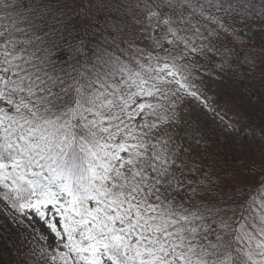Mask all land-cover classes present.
<instances>
[{"label":"snow or ice","instance_id":"snow-or-ice-1","mask_svg":"<svg viewBox=\"0 0 264 264\" xmlns=\"http://www.w3.org/2000/svg\"><path fill=\"white\" fill-rule=\"evenodd\" d=\"M254 29L264 0H0V215L31 264H264V181L197 199L184 119L264 141L204 88Z\"/></svg>","mask_w":264,"mask_h":264},{"label":"rangeland","instance_id":"rangeland-1","mask_svg":"<svg viewBox=\"0 0 264 264\" xmlns=\"http://www.w3.org/2000/svg\"><path fill=\"white\" fill-rule=\"evenodd\" d=\"M15 15V13H11ZM239 47V46H238ZM240 59L233 66L240 83L225 78L205 81V91L213 97L214 105L235 117L245 129L264 128V64L258 62L264 56V34L254 29L246 47H239ZM257 58L256 67L246 64L245 55ZM250 85V88H246ZM252 94V102L248 95ZM190 130L199 129L207 138V146L194 148L191 159L199 171L189 174V179L198 186L203 198L219 199L237 189H255L264 181V141L244 137L223 129L214 122L211 114L191 108L184 114ZM9 222L0 215V226ZM28 245H25V248Z\"/></svg>","mask_w":264,"mask_h":264},{"label":"trees","instance_id":"trees-1","mask_svg":"<svg viewBox=\"0 0 264 264\" xmlns=\"http://www.w3.org/2000/svg\"><path fill=\"white\" fill-rule=\"evenodd\" d=\"M29 3L30 0H23ZM198 185L193 183V187ZM197 199L219 200L203 198L197 193ZM23 239L22 229H19L10 221L0 226V264H31V258L28 255V247H21L20 242Z\"/></svg>","mask_w":264,"mask_h":264}]
</instances>
